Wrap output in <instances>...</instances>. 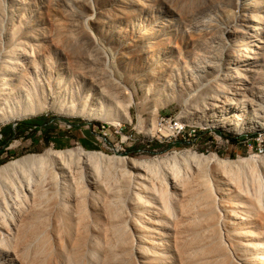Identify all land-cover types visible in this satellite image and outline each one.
<instances>
[{
	"label": "rangeland",
	"instance_id": "rangeland-1",
	"mask_svg": "<svg viewBox=\"0 0 264 264\" xmlns=\"http://www.w3.org/2000/svg\"><path fill=\"white\" fill-rule=\"evenodd\" d=\"M232 2L0 0V90L13 84L23 89L17 99L20 104L7 106L4 114H0V142L4 140L2 130L8 131L15 124L43 122L33 136L11 142L9 153L0 156V161H4L0 168L29 155L40 157L50 150L76 152L83 148L100 152L104 157L116 156L152 164L160 176L167 175L176 165L183 176L188 175L189 182L193 179L208 181L214 193L219 190L220 181L229 176L215 164L209 169L204 168L203 161L195 165L194 156L246 161V165L258 171L262 183V191L250 190L246 186L247 181H252L251 176L245 174L248 168H235L238 173L234 180L241 183V194L247 195L250 190V194L256 193L257 197L262 195L261 207L245 214L244 223L234 227L229 221L230 213L248 211V203H243L241 195L221 198L217 194L224 206L216 210V218L222 220L216 229L206 222V217L193 225L181 217L183 197L177 196L178 192L171 186L170 192L175 198L170 207L164 202L156 203L161 214L160 225L167 233L157 249L138 242L139 237L131 228L133 222L125 238L115 235L108 214L102 208L105 193L88 197L80 207L70 201L67 213L61 214L55 208L45 220L40 219V215L34 219L36 215L27 213L26 207L16 212L10 209L7 219L4 218L7 228L0 230V243H4L0 244V264H32L36 250L41 247L46 249L45 264H264V131L239 134L197 124L186 103L199 93L185 80L182 83L170 79L171 85L166 89L167 84L158 81L162 85L156 88L160 93L151 96L153 101L143 98L141 87V81L148 79L151 72L169 79L175 60L178 57L190 59L201 39L235 20L237 7H250L254 14H264V0ZM22 51L27 53L29 65L19 56ZM88 54L99 56V62L106 67L103 68L133 96L131 122L119 117L116 123L100 117L89 121L61 112L75 103L80 108L86 101L90 88L89 80L85 81L82 76L87 68L82 58ZM8 70H15L18 77L4 82L3 76ZM151 81L148 82H155ZM42 85L46 86L47 96L51 95V89L55 92L56 106L46 103ZM121 98L120 106H123L125 99ZM32 107H41V110L31 114ZM254 157L259 160L250 161ZM18 165L16 170L1 175L0 183L6 177L17 175L18 180L26 184L24 169L31 171L27 176L38 181L34 171L39 165L36 160ZM100 170L106 176L105 165ZM81 173L82 176L75 177L74 181H64L68 188L89 187L84 179L89 178L90 170L83 169ZM132 197L131 194L123 196L130 212L133 210ZM14 224L19 226V234L13 230ZM233 229L245 233L241 242L235 238ZM22 234L30 240L25 253L16 244L18 235Z\"/></svg>",
	"mask_w": 264,
	"mask_h": 264
},
{
	"label": "bare ground",
	"instance_id": "bare-ground-1",
	"mask_svg": "<svg viewBox=\"0 0 264 264\" xmlns=\"http://www.w3.org/2000/svg\"><path fill=\"white\" fill-rule=\"evenodd\" d=\"M227 3L232 4L233 2L227 0ZM237 10L234 21L227 22L224 29L210 32L205 39H201L195 45L190 59L178 57L175 60V66L169 72V79L163 74L151 72L148 79L142 80L141 87L145 94L143 98L147 101L154 100L150 99L151 96L160 93L158 89L156 90L160 85L158 81H164L163 84H167L164 87L166 89L171 85L170 79H178L180 82L185 80L191 88L195 86L199 93L198 96L191 97L190 102L186 103L189 114L196 117L194 119L197 124L211 125L239 134L264 131V14H254L251 11L252 8L245 6H239ZM19 56L28 63L27 65L30 64L26 52L22 51ZM83 56H85L82 59L87 68L83 70L82 76L86 79L85 81L89 80V94L80 108L79 105H75L76 100L72 98L71 101L75 104L70 107L66 106L61 109V112L63 114L69 112L89 121L91 118L100 117L116 123L119 117L124 122H131V107L134 105V98L127 92L125 85L122 86L112 78L109 70L101 65L102 61L99 62V56L96 55L97 58L92 57L91 54ZM3 77L4 82H9L18 76L15 70H8V73H4ZM151 80L156 84L152 85L153 83L148 82ZM13 85V87L9 86L0 90V114H4L7 106L16 107L20 104L17 99L23 89L17 84ZM41 88L44 92L46 86L42 85ZM45 92L43 97H45L46 103L49 102L51 106H56L55 92L51 89L49 96ZM192 96L194 95L192 94ZM121 97L125 99L123 106H120ZM13 98L15 101L11 104ZM40 110L41 107H32L29 113L34 114ZM188 122L195 123L194 121ZM203 158V156H194L192 161L195 165H199L198 163L203 161L206 169L215 164L229 176V178H223L220 181L217 193L213 192L206 180L193 179L189 182L188 175L183 176L182 171L176 169V165L170 167L171 172L167 175L160 176L152 164L137 163L134 160L116 156L104 157L100 152L86 151L83 148H79L76 152L65 150L53 152L50 150L40 157L26 156L17 163L12 162L0 168V176H3L16 170L20 163L30 164L35 160L39 163L34 168L38 181L27 176L31 175V171L24 169L22 174H26V184H22L17 175L15 178L6 177L0 183V230L5 231L7 228L4 218L8 216L10 209L16 212L22 211L26 207L29 210L27 213L31 212L36 215L33 217L34 219H38L40 215L42 217L40 219L45 220L50 210L56 208L60 213L62 212L61 214L67 213V204L70 201L74 202L75 207H80L84 201L88 200V197L103 196L105 193L102 208L108 214L115 235H118L117 237L120 239L125 238L126 230L130 228V222H133L131 228L139 237L138 242L140 244L148 243L153 249H157L162 245L161 238L167 233L160 225L161 214L156 203L164 202L166 207H170L175 198L170 192L171 186L178 192L175 193L177 196L183 197L180 216L191 225L203 217H206V222L213 228L215 227L214 229L221 224L222 220L216 218V210L219 206L224 205L217 194L221 198L242 196L243 203H248L249 210L231 212L229 221L234 227L243 224L246 220L245 214L255 212L261 207L262 195L257 197L256 193L250 194L251 188L262 191L258 171L246 165L248 163L246 161H227L216 156L205 157L202 160ZM258 160L254 157L250 161ZM104 165L106 176H103L100 170ZM237 167L248 168L245 174L251 176V183L247 181L249 184L246 185L250 189L247 190V195L241 194L239 186L241 183L234 180L235 174L238 173L235 169ZM83 169L90 170L89 178L84 179L89 187L68 188L64 181L76 180L75 177L82 176ZM111 173H115V175L110 176ZM125 194L133 196L131 212L128 210L127 203L123 201ZM27 222L29 223V221ZM13 230L19 234V226L16 224L13 225ZM237 231L234 230L235 238L241 242L240 238L245 233ZM18 238L16 244L20 245L19 249L21 248V251L25 253L30 246V240L26 238L25 234L18 235ZM133 246L136 247L134 241ZM45 250V247L36 250L37 254L32 264H45L43 259L46 254Z\"/></svg>",
	"mask_w": 264,
	"mask_h": 264
},
{
	"label": "trees",
	"instance_id": "trees-1",
	"mask_svg": "<svg viewBox=\"0 0 264 264\" xmlns=\"http://www.w3.org/2000/svg\"><path fill=\"white\" fill-rule=\"evenodd\" d=\"M42 124V121L36 120L24 125H16L14 128L9 129L8 131L2 130L1 134L4 136V140L0 142V156L2 154L9 153L8 148L14 139L28 138L33 136V132L37 131L42 126ZM44 135L46 140H48L49 137L47 133ZM157 145L158 144H155L154 146ZM3 163L4 161H0V165Z\"/></svg>",
	"mask_w": 264,
	"mask_h": 264
},
{
	"label": "water",
	"instance_id": "water-1",
	"mask_svg": "<svg viewBox=\"0 0 264 264\" xmlns=\"http://www.w3.org/2000/svg\"><path fill=\"white\" fill-rule=\"evenodd\" d=\"M17 124H15V126H16Z\"/></svg>",
	"mask_w": 264,
	"mask_h": 264
},
{
	"label": "crops",
	"instance_id": "crops-1",
	"mask_svg": "<svg viewBox=\"0 0 264 264\" xmlns=\"http://www.w3.org/2000/svg\"><path fill=\"white\" fill-rule=\"evenodd\" d=\"M28 140V139H27ZM33 142V141H32Z\"/></svg>",
	"mask_w": 264,
	"mask_h": 264
}]
</instances>
